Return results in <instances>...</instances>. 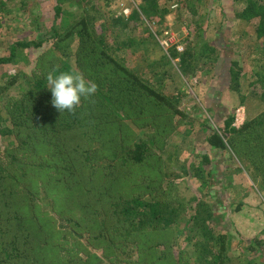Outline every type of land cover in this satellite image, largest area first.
I'll return each mask as SVG.
<instances>
[{
	"label": "trees",
	"instance_id": "trees-1",
	"mask_svg": "<svg viewBox=\"0 0 264 264\" xmlns=\"http://www.w3.org/2000/svg\"><path fill=\"white\" fill-rule=\"evenodd\" d=\"M78 1L86 3L84 11L62 31L54 26L49 36L16 39L9 45L8 54L0 57L3 67L15 57L17 48L36 49L50 41L35 57L29 72L2 75L5 81L0 85V100L6 118L0 115V136L11 139L5 147L0 146V264H101L103 257L104 264H128L122 259L114 262V255L123 251L130 253L132 264H183L181 253L175 255L173 251L175 240H171L180 211L169 202H144L135 193H116L114 186L122 180L134 184L122 171L125 166L147 159L153 144L135 141L128 145L133 134L125 132L129 127L123 116L138 115V119L133 118L138 124L162 115L165 125L158 131L161 133L170 131L173 116L182 114L176 107L180 96H166L149 84L150 80H140L127 70L117 54L123 46L132 44L133 37L127 33H132L134 24L145 19L153 23L155 17L162 19L168 10L160 8L158 0H142L129 16L101 15L103 20L96 26L98 21L85 14L88 0ZM183 1L197 8L201 0ZM235 1L243 2L235 16L252 28L264 57V0ZM2 8L0 2V12ZM218 8L222 13L219 3ZM55 11L57 18L60 8ZM112 33L116 50L107 41ZM239 33L242 36L243 30ZM122 34L127 36L125 44H120ZM216 50H220L217 45L204 42L194 49L193 44L185 46L180 54L172 47L168 57L178 58L177 67L182 74L194 75L201 68V59L212 64L220 61ZM221 54L223 59L230 55L228 44L221 47ZM227 62V73L224 69L221 73L227 75V88L238 91L242 68L237 60ZM53 69L79 71L86 80L95 82L98 91L91 102L82 100L74 114L58 112L52 106L51 91L46 88V76ZM260 74L254 72L249 85H261L251 95L264 101V73ZM232 121L231 116L222 128L212 129L205 142L220 150L229 144L240 157L241 152L246 157L239 146L245 135L264 137V112L238 128L231 127ZM148 140L153 141L154 137ZM259 148L263 151V147ZM104 152L110 158L103 167L98 163L105 160ZM260 155L261 161L253 160V176L263 181L264 151ZM200 160L192 167L193 176H212L211 160L206 154ZM206 164L212 169H206ZM195 198L186 227L191 235L184 237L192 242V259L196 264L223 263L226 244L217 249L214 241L221 242L226 236H215L218 231L212 221L214 205ZM213 202H217L215 198ZM79 237H85L86 244ZM96 249L102 250L100 255ZM117 249L120 251L115 253Z\"/></svg>",
	"mask_w": 264,
	"mask_h": 264
},
{
	"label": "rangeland",
	"instance_id": "rangeland-1",
	"mask_svg": "<svg viewBox=\"0 0 264 264\" xmlns=\"http://www.w3.org/2000/svg\"><path fill=\"white\" fill-rule=\"evenodd\" d=\"M0 2L3 5L0 12V57L8 54L9 45L16 39L24 40L31 36L40 38L43 34L49 36L54 26L58 31H62L66 24L80 17L86 4L78 0H0ZM87 2L85 14L92 15L91 17L98 21L96 23L98 26L103 20L101 15L127 17L133 9H138L142 0ZM218 3L222 6V13ZM158 5L160 8H166L167 14L162 19L155 17L153 23H147L145 19L141 24L136 23V26L134 24L132 33H127L133 37L132 44L123 46L117 54L122 64L134 76L142 81L150 80L149 84L166 96H180L176 107L182 114L173 116L170 131L167 129L161 133L158 131L165 125L162 115L138 124L133 122V118L138 119V115L123 116V122L129 127L125 132L128 135L133 134L128 140V145L135 141L153 144L149 157L142 163L132 167L125 166V171L122 172L134 184L122 180L114 184L116 193L127 196L135 193L144 202H169L176 211H180L181 215L173 227L171 240H175L176 247L173 244V251L175 255L181 253L183 264H196L192 259V242L189 243L184 238L190 234L186 227L194 205L192 198L199 197L209 205H214L212 221L218 231L215 236L219 234L226 236L221 242L218 239L214 241L217 249L221 244H226L223 263L219 264H245L246 257H242L240 251L229 249L231 245L228 240H240L236 244L246 247L248 242L242 241V237L245 236L241 235L240 230L244 235L252 231V228L258 232L264 231V180L253 176L255 171L253 160L261 161L260 152L264 151V137L243 136V145L239 147L241 151L247 153L246 157L243 156V152L240 157L229 144L224 150L213 148L205 142V137L212 129L222 128L224 121L231 116L233 117L231 127L238 128L245 121L255 119L264 112V101L251 95L252 91L260 90L261 85L259 83L249 85L254 80V72L264 73V57L261 56L260 44L255 40L252 28L241 23L235 16L243 7L242 1L201 0L198 1L196 8L183 0H158ZM57 7L60 8V12L56 18L54 16ZM240 30H243L242 36ZM149 33L152 37H149ZM111 37H114L113 33L108 36L107 41L112 49L116 50ZM126 37L121 35L120 44H125ZM204 42L217 45L220 49L216 50L217 53L220 52V61L212 64L206 59H199L201 68H197L194 75L182 74L177 67L178 58L168 57V50L172 47L180 54L185 46L192 47L193 44L194 49ZM49 44L50 41L36 49L17 48L15 57L9 64L0 67V85L5 81L2 75L29 72L34 65L35 57ZM227 44L230 55H225L224 61L221 47ZM177 47H181V50ZM229 59L237 60L243 71L238 80V91L227 88V75L225 77L221 73L222 69L227 73ZM2 104L0 100V115L5 119ZM4 124L9 126L8 121ZM150 137H154V140H148ZM10 139L0 136V146L5 147ZM259 147H263V151H260ZM104 153L105 160L98 163L103 167L108 163L107 158H110L108 152ZM203 154L211 160L214 172L212 176L206 175L199 179L193 176L192 167L201 161ZM1 158L0 150V160ZM192 162L194 165H191ZM204 167L210 168L209 164ZM220 181L222 186L219 184ZM146 184H149L148 188H145ZM212 197L217 201L215 204ZM237 203L241 204L239 210L235 209ZM236 216H241V223L233 222ZM58 224L62 226L61 221ZM79 239L86 244L85 237ZM95 251L100 255L102 250ZM114 251L116 253L120 249ZM249 252L245 254L248 255ZM129 254L128 251H123L114 255V260L122 259L132 264ZM134 257L136 258L135 254ZM102 261L101 264H104L106 258L103 257ZM256 261L258 264H264V257Z\"/></svg>",
	"mask_w": 264,
	"mask_h": 264
},
{
	"label": "clouds",
	"instance_id": "clouds-1",
	"mask_svg": "<svg viewBox=\"0 0 264 264\" xmlns=\"http://www.w3.org/2000/svg\"><path fill=\"white\" fill-rule=\"evenodd\" d=\"M47 89L51 91L52 106L60 113L74 114L81 102H91L98 85L85 79L83 73L74 70L53 69L46 76Z\"/></svg>",
	"mask_w": 264,
	"mask_h": 264
},
{
	"label": "crops",
	"instance_id": "crops-1",
	"mask_svg": "<svg viewBox=\"0 0 264 264\" xmlns=\"http://www.w3.org/2000/svg\"><path fill=\"white\" fill-rule=\"evenodd\" d=\"M237 171V170H236ZM219 184L222 186L221 181L219 182ZM241 206V204L237 203L235 206L236 210H239V207ZM241 216H236L235 219H233V222H240L241 223ZM236 223V224H238ZM245 227H248L245 225ZM250 228V227H248ZM251 229V228H250ZM241 235L245 236V238L242 237V241H247L248 245L246 247H244L243 245H237V241L240 240H228L229 245H231V247L229 249L232 250H236V251H240V255H242V257H246V261L245 264H258V262L256 261L257 259L262 260L264 257V231H255V229L252 228V231H249L246 235H244V233L240 230ZM261 235V237H260ZM244 247V248H243ZM247 251H250L248 253V255H246L245 253ZM255 253V254H253Z\"/></svg>",
	"mask_w": 264,
	"mask_h": 264
},
{
	"label": "built area",
	"instance_id": "built-area-1",
	"mask_svg": "<svg viewBox=\"0 0 264 264\" xmlns=\"http://www.w3.org/2000/svg\"><path fill=\"white\" fill-rule=\"evenodd\" d=\"M178 50H181V47H177Z\"/></svg>",
	"mask_w": 264,
	"mask_h": 264
}]
</instances>
